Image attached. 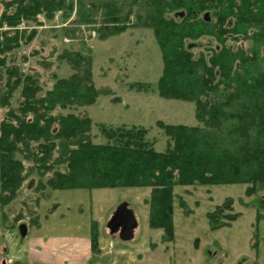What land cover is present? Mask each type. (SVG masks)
Wrapping results in <instances>:
<instances>
[{
  "label": "trees",
  "instance_id": "obj_1",
  "mask_svg": "<svg viewBox=\"0 0 264 264\" xmlns=\"http://www.w3.org/2000/svg\"><path fill=\"white\" fill-rule=\"evenodd\" d=\"M5 4L0 28L28 27L37 16L48 21L58 11L67 20L73 12L71 0ZM70 24L62 33L69 39L80 37L81 26L99 41L127 29L151 31L162 62L157 93L193 104L197 125L157 122L166 139L163 152L139 127L97 124L104 142L95 143L91 119L70 113L100 95L91 53L62 50L58 59L71 73L53 75L43 90L37 75L19 67L26 57L16 63V51L36 32H0V108L6 109L0 122V209L31 177L35 191L147 188L148 225L169 243L175 186L245 185L247 197L264 188V0H76ZM226 211L228 201L207 214L212 230L235 221L238 215ZM90 240L96 253L94 223Z\"/></svg>",
  "mask_w": 264,
  "mask_h": 264
},
{
  "label": "rangeland",
  "instance_id": "obj_2",
  "mask_svg": "<svg viewBox=\"0 0 264 264\" xmlns=\"http://www.w3.org/2000/svg\"><path fill=\"white\" fill-rule=\"evenodd\" d=\"M71 3L73 12L67 20L58 11L51 20L37 16V23L28 27L25 23L16 28L4 25L0 32L22 33L31 29L36 32L29 45H21L16 51V63L25 56L26 62L19 67L24 74L37 75L43 90L51 87L53 75L65 78L71 73L68 65L58 59L62 50L82 47L91 53L92 81L100 95L94 104L70 113L91 119L95 143L104 142L99 134L100 124L111 128L139 127L147 131L146 138L154 149L163 152L166 139L157 122L197 125L193 104L166 100L157 93L162 62L151 31L127 29L99 41L90 27L81 26L78 39L63 37V31L72 28L76 0ZM6 62L9 63L8 59ZM18 98L16 92L12 105L17 104ZM5 112V108H0V122ZM31 179L23 183L13 201L0 209V247L4 246L5 259L11 262L26 264L28 242L33 234H87L95 221L101 234L98 245L103 263L264 264V188L247 197L245 185L175 186L173 238L164 243L162 232L148 225L146 201L150 190L147 188L35 191ZM226 201L231 203V211L226 213L238 216L230 226L212 230L207 214ZM121 205L135 218L133 237L122 241L114 234L104 239L102 232ZM21 227L26 229V237L21 236ZM107 238L114 242L113 248L109 247Z\"/></svg>",
  "mask_w": 264,
  "mask_h": 264
},
{
  "label": "crops",
  "instance_id": "obj_3",
  "mask_svg": "<svg viewBox=\"0 0 264 264\" xmlns=\"http://www.w3.org/2000/svg\"><path fill=\"white\" fill-rule=\"evenodd\" d=\"M96 225L97 232V252L91 251V224ZM90 224V230L87 234L79 235H32L29 244L28 252L26 253V264H115L112 261L109 263H103L101 259L102 249L99 248V236L98 224L92 221ZM134 233V232H133ZM27 232H25L26 237ZM117 234V233H116ZM103 238L107 236L110 238V234L107 226L102 232ZM109 240V247H114V242ZM162 238V237H161ZM162 242V239H161ZM6 249L3 245L0 247V264H20L19 262H11L5 259Z\"/></svg>",
  "mask_w": 264,
  "mask_h": 264
},
{
  "label": "water",
  "instance_id": "obj_4",
  "mask_svg": "<svg viewBox=\"0 0 264 264\" xmlns=\"http://www.w3.org/2000/svg\"><path fill=\"white\" fill-rule=\"evenodd\" d=\"M136 228L135 218L130 210L125 205L119 206L112 214L107 224V229L110 234H118L122 241H128L133 237V232ZM26 229L20 228L21 236H25Z\"/></svg>",
  "mask_w": 264,
  "mask_h": 264
},
{
  "label": "flooded vegetation",
  "instance_id": "obj_5",
  "mask_svg": "<svg viewBox=\"0 0 264 264\" xmlns=\"http://www.w3.org/2000/svg\"><path fill=\"white\" fill-rule=\"evenodd\" d=\"M9 0H0V17L1 15L4 13V11H6V2H8Z\"/></svg>",
  "mask_w": 264,
  "mask_h": 264
}]
</instances>
